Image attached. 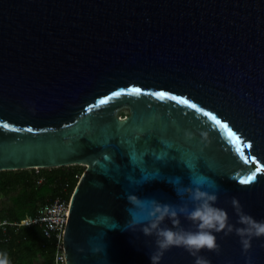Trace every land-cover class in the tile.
<instances>
[{"label": "water", "instance_id": "obj_1", "mask_svg": "<svg viewBox=\"0 0 264 264\" xmlns=\"http://www.w3.org/2000/svg\"><path fill=\"white\" fill-rule=\"evenodd\" d=\"M69 165L87 168L69 196L66 264H150L155 237L121 230L126 196L191 210L175 188L195 187L193 171L234 226L233 197L264 220V171L240 183L264 169V0H0V171ZM214 235L219 252L199 253L210 264H264V237L245 251ZM194 259L172 247L159 264Z\"/></svg>", "mask_w": 264, "mask_h": 264}, {"label": "clouds", "instance_id": "obj_2", "mask_svg": "<svg viewBox=\"0 0 264 264\" xmlns=\"http://www.w3.org/2000/svg\"><path fill=\"white\" fill-rule=\"evenodd\" d=\"M186 136L191 138V133H186ZM172 183L181 185V178L175 177ZM191 184L195 187L181 185L175 188L181 199L187 195L193 205L191 210L188 203L172 205L160 203L155 199H140L133 194L126 196L131 207L126 208L129 219L121 230L135 232L139 228L145 236L155 237V250L149 255L150 264H159L163 253L172 247H180L187 251L195 258L194 264H210V261L199 253L201 250L219 252L220 246L214 233L223 232L225 236L235 233L240 238L245 251L251 247L250 242L253 238L264 237V220L257 221L245 213L243 206L235 197L231 199V204L237 217L236 223L241 227H236L229 222L228 214L224 209L214 206L218 199L217 195L214 192L201 190V188L205 184L210 188L215 187V182L193 171ZM180 215L190 221L195 226V230H186L181 227ZM166 218L171 221V228L161 227ZM92 251L96 253L101 251V248L93 247ZM0 264H10L6 252H0Z\"/></svg>", "mask_w": 264, "mask_h": 264}, {"label": "trees", "instance_id": "obj_3", "mask_svg": "<svg viewBox=\"0 0 264 264\" xmlns=\"http://www.w3.org/2000/svg\"><path fill=\"white\" fill-rule=\"evenodd\" d=\"M84 170L82 165H69L0 171V195L8 198L0 202V222L18 220L25 210L34 212L56 199L69 200ZM53 250L52 239L37 224L0 226V252L8 254L10 264H32L38 258L53 264Z\"/></svg>", "mask_w": 264, "mask_h": 264}, {"label": "built area", "instance_id": "obj_4", "mask_svg": "<svg viewBox=\"0 0 264 264\" xmlns=\"http://www.w3.org/2000/svg\"><path fill=\"white\" fill-rule=\"evenodd\" d=\"M69 200L56 199L52 203L38 206L34 212L25 210L20 219L12 222L1 221L0 226L7 224L17 227L39 225L43 235L52 239L53 264H66L65 253H63V236L69 216Z\"/></svg>", "mask_w": 264, "mask_h": 264}, {"label": "snow or ice", "instance_id": "obj_5", "mask_svg": "<svg viewBox=\"0 0 264 264\" xmlns=\"http://www.w3.org/2000/svg\"><path fill=\"white\" fill-rule=\"evenodd\" d=\"M132 93H139L140 89H137V88H133L130 90ZM115 95H119V93H115ZM156 95L160 96V97H163L165 94L164 93H157ZM171 99L175 100L177 99L176 97H171ZM181 103H185V104H188V101L184 100V101H180ZM101 103H104V101H101ZM189 107H192V108H196V105L194 104H190ZM199 110V109H197ZM204 115H207L209 116V118L211 120H213V122L223 128H227V125H222L221 122L215 117V116H212L211 114L205 112ZM5 127H7V125H5ZM228 136L230 138V142H232L235 146H236V150L239 152L241 151L240 149V140H239V137H237L233 132H231L230 130L228 131ZM261 171H264V169H262L261 167H257L255 172H253L251 175H248L247 177L241 179L240 183L242 184H249L250 182L254 181L256 179V175L257 173H260Z\"/></svg>", "mask_w": 264, "mask_h": 264}, {"label": "rangeland", "instance_id": "obj_6", "mask_svg": "<svg viewBox=\"0 0 264 264\" xmlns=\"http://www.w3.org/2000/svg\"><path fill=\"white\" fill-rule=\"evenodd\" d=\"M126 116V114H119V118L123 119ZM86 166H84V169L86 170ZM43 180H38L39 186L43 185L42 184ZM8 200V198L5 197V195H0V202H6Z\"/></svg>", "mask_w": 264, "mask_h": 264}, {"label": "crops", "instance_id": "obj_7", "mask_svg": "<svg viewBox=\"0 0 264 264\" xmlns=\"http://www.w3.org/2000/svg\"><path fill=\"white\" fill-rule=\"evenodd\" d=\"M32 264H45L43 259H34V262H32Z\"/></svg>", "mask_w": 264, "mask_h": 264}]
</instances>
